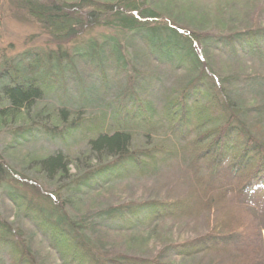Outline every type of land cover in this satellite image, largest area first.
<instances>
[{"label": "trees", "instance_id": "trees-1", "mask_svg": "<svg viewBox=\"0 0 264 264\" xmlns=\"http://www.w3.org/2000/svg\"><path fill=\"white\" fill-rule=\"evenodd\" d=\"M150 1L23 0L56 47L0 59V136L10 148L59 145L28 163L56 188L36 203L23 191L35 192L29 177L0 155V198L41 240L22 238L0 213V264H53L48 252L56 264H264V26L190 31ZM98 27L116 31L70 44ZM216 53L224 66L254 65L224 73ZM132 177L173 178L180 195L97 211L78 204ZM186 218L208 231L152 257L112 253L101 240Z\"/></svg>", "mask_w": 264, "mask_h": 264}, {"label": "rangeland", "instance_id": "rangeland-1", "mask_svg": "<svg viewBox=\"0 0 264 264\" xmlns=\"http://www.w3.org/2000/svg\"><path fill=\"white\" fill-rule=\"evenodd\" d=\"M22 2L23 0H0V59L14 57L20 52L32 48L56 47L54 39L46 31L44 32L38 24L28 18L29 16L22 8ZM150 5H156L163 16L169 18L173 24L184 29L188 28L190 31L218 30L222 26L227 27L228 30L256 24L264 26V0H156L155 2L151 0ZM88 30L90 31H87L70 44L76 46L77 42L91 38L102 40L104 36L115 34L116 31L114 28L104 27ZM143 49L144 47L134 41V50L141 56L146 55ZM218 54H214L215 59L223 65V59ZM146 60L150 62V60L142 58V64L145 63L146 69H148L149 65ZM250 63L251 61L243 63L239 59L237 63L223 65L221 68L226 73L228 67L231 69V66L238 64L239 69L244 71L246 67L249 69L254 65ZM11 133L13 134V132ZM10 140L11 138L6 135L0 136V155L2 154L3 158L10 162L13 167L11 173L15 177H17L15 172H19L20 177L22 174L29 177L23 180H28L27 183L29 184L27 185H33L35 192L29 186V188H23L27 197L34 199L36 203H43L44 201L40 197L46 196L45 192H53L52 190L56 186L52 184L51 180L49 181L28 170L30 169L28 163L36 158H45L48 154L54 152L59 145L52 146L47 140H30L22 145H17L15 148H10ZM85 144L78 142L77 148ZM84 148L85 146H82L80 149ZM177 187V181L173 178H164L159 182L134 177L117 179L102 190L83 195L78 204L84 210L97 211L108 208L111 204L165 200L171 197H179ZM75 211L77 210L75 209ZM0 213L5 220L13 225L14 231L22 234V238L35 237L34 242L41 241L40 235L33 224L28 222L22 214H19L10 201L0 198ZM195 220L192 222H187V218L184 220H169L150 228L148 231L141 228L138 232L134 231L132 234H105L101 237V240L104 247L112 253L128 252L135 257H152L165 243L193 239L208 231L206 221H202L200 218ZM39 247L45 254L44 246L39 244ZM46 258L48 262L56 264L54 261L57 257L54 260L52 252H48Z\"/></svg>", "mask_w": 264, "mask_h": 264}]
</instances>
